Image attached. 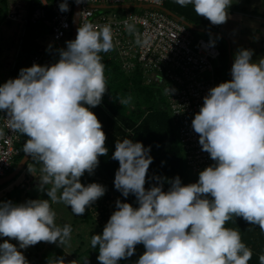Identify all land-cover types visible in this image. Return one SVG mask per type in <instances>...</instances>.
<instances>
[{"label": "clouds", "instance_id": "9594fccd", "mask_svg": "<svg viewBox=\"0 0 264 264\" xmlns=\"http://www.w3.org/2000/svg\"><path fill=\"white\" fill-rule=\"evenodd\" d=\"M175 3L193 5L197 16L219 28L230 18L232 0ZM59 10L69 11L68 0H61ZM8 11L5 20H9ZM29 25L22 24L25 37ZM125 29L135 35L137 45L148 43L134 24L125 21ZM70 33L64 48L55 50L59 59L49 57L50 45L39 64L32 65V57L42 55L39 48H45L33 41L24 58L27 67L16 77L9 74L0 85V112L6 113L12 132L25 136L20 150L23 146L25 155L40 166L39 176L33 175L34 166L28 171L38 179L37 190L48 197L23 203L0 201V237L7 238L0 243V264H29L20 249L39 242L58 247L69 243L71 225L55 223L50 201L70 206L74 216H83L106 192L105 186L84 185L80 178L85 172L94 174L99 157L108 154L102 123L90 108L100 105L108 91L100 53L114 49L112 29L109 24L80 25L72 40L71 25ZM209 43L215 46V40ZM19 48L23 50L21 44ZM253 55V50L245 48L234 53L232 79L210 88L192 119L202 151L214 162L199 172L197 182L184 185L179 176L169 180L154 175L152 186L146 188L153 162L151 146L130 138L116 140L111 156L119 162L114 187L125 198L134 195L138 206L117 199L102 234L92 235L99 264H118L132 257L138 244L145 251L135 264H248L251 249L242 242L240 231L225 224L234 216L241 217L264 232V57L254 62ZM21 61H14L10 72H16ZM174 92L170 86L165 89V94ZM116 99L121 105L131 102L130 96ZM165 182L170 185L166 191ZM10 240H16L18 247ZM47 264H65V259L49 257ZM259 264H264V253L259 255Z\"/></svg>", "mask_w": 264, "mask_h": 264}, {"label": "built area", "instance_id": "2783aa9c", "mask_svg": "<svg viewBox=\"0 0 264 264\" xmlns=\"http://www.w3.org/2000/svg\"><path fill=\"white\" fill-rule=\"evenodd\" d=\"M35 4L25 16L19 10L11 8L7 19L39 24L48 30L50 45L54 50L64 48V41L69 38L74 0H68L69 11L61 12V0H34ZM165 0H82L76 23L102 26L109 24L113 34V52L107 59L120 65L125 73H130L142 65L144 73L152 72L142 78L149 84L160 83L163 90L169 86L175 92L165 94L168 107L180 123L177 134L184 150L186 165L192 172H198L213 164L208 153L199 145V135L192 128V119L203 104V97L215 85L214 61L218 60L220 50L210 46V39L194 36V29L188 27L180 18L167 13L163 6ZM129 3V4H128ZM113 6L127 7L117 12L107 10ZM136 9H139L136 11ZM125 21L134 24L141 38L148 43L143 47L135 43V35L125 29ZM219 26V25H216ZM24 33V29L23 32ZM47 48H39L42 55H34L32 65L44 58ZM101 56L102 52L100 53ZM48 64L52 61L46 59ZM0 177L7 172L15 157L20 154V145L25 136L12 132L8 127L6 113L0 112Z\"/></svg>", "mask_w": 264, "mask_h": 264}, {"label": "trees", "instance_id": "16d2710c", "mask_svg": "<svg viewBox=\"0 0 264 264\" xmlns=\"http://www.w3.org/2000/svg\"><path fill=\"white\" fill-rule=\"evenodd\" d=\"M32 4H35L34 0H32L29 5L31 10L33 7ZM189 5L181 7L174 1L172 2L171 7L177 8L180 11L181 16H188L190 19L189 21L193 22V27L198 26V28L195 29L198 31L202 29L203 23H206L205 25H207L209 22H207L206 18L197 16L194 11V6L192 5L193 7H191ZM169 6L166 8L167 10L173 13L178 12V10L171 9ZM9 8L10 2L0 0L1 19L5 20L4 13ZM253 10V13H256L255 11L257 10V7ZM181 19L186 20L183 17H181ZM29 24L30 25L27 29L28 34L33 30L35 31V28L39 27V24ZM208 26L211 27L210 23ZM30 45L31 43L28 40L25 41L23 51H25L26 54L31 48ZM226 54L225 50L222 48L219 57L221 60L223 59L224 62ZM101 57L102 62L105 65L104 74L107 81L108 91L104 94L102 103L95 108H90V110L96 114L97 118L102 123L103 131L107 137L105 146L108 149V154L99 157V165L94 170V174L89 175L85 172L80 180L84 185L93 182L99 183L105 186L106 192L105 195L98 199L91 207L86 208V212L83 216H80L78 219H75L74 222H71V240L67 245L62 246L63 248L60 247V252L62 254H64V251L66 250V252H69L72 255L66 256L70 264L73 261V258L81 264H86V262L92 264L97 260L99 255L98 247L97 249L92 248L91 237L93 234H102L105 224L109 220L111 214L116 210L115 202L117 199H120L122 202L131 203L133 207L138 206L134 195L130 194L125 198L122 196L121 192L114 187L115 172L119 167V162L113 160L111 156L115 151L116 140L130 138L133 141L142 142L145 147L151 146L150 155L153 157V162L149 166L147 172L148 179L145 184L146 188L152 186L153 181L151 180V177L154 175L166 177L169 180L179 176L182 183L187 185L193 183V178L197 179L196 174L203 170L192 172L186 165L184 150L181 147L177 134L180 122L172 116L171 111L168 110V104L161 103L159 95L156 90L153 89V85L143 83L140 74L133 77L130 73H125L120 65L115 64L113 60L105 59L103 56ZM214 65L216 69L218 66L217 64ZM129 96L131 97V102L126 105H121L116 99V97L126 99ZM131 103H133V105H131ZM22 149L23 146L21 147V154L15 157V164H17L23 156L24 152ZM29 160L30 158L20 172L25 169ZM12 170L10 168L8 172H11ZM37 172H39V170H37ZM19 174L8 183L0 185V187H3L4 185L6 186L15 181ZM18 182L19 181L13 184L12 189H16L17 191L16 193H13L16 195L14 198L11 197V200H18L19 203L21 197L26 201L33 199V197L36 196V193L39 192L37 190L38 184L32 187L31 190H23V188L20 190V188H18ZM169 186L170 185L165 182L164 190L166 191ZM47 187L49 188V185ZM45 195L46 194H43V196ZM50 204L52 208V204L54 205L55 203L50 201ZM71 219H73V217H71ZM57 225L61 226L59 223H57ZM225 227L234 228L240 231L242 242L252 251V257L248 264H259V255L264 253V232L259 229V226L249 224L243 218L234 216L231 220L226 222ZM4 239L7 238L0 237V243H3ZM9 242L16 244L18 247V242L16 240H10ZM57 247V244L39 242L27 249H20V251L23 252L29 264H47V259L49 257H55L53 256V253ZM144 251V246L138 244L136 245L134 255L128 259L120 260L118 264H135Z\"/></svg>", "mask_w": 264, "mask_h": 264}, {"label": "rangeland", "instance_id": "374dc122", "mask_svg": "<svg viewBox=\"0 0 264 264\" xmlns=\"http://www.w3.org/2000/svg\"><path fill=\"white\" fill-rule=\"evenodd\" d=\"M6 1L10 2V7L15 8L21 11L22 13H26L29 9V5L31 4L32 0H6ZM174 1L175 0H165L164 7L167 8L170 4L169 7L171 9L178 10L177 8L171 7L172 2ZM189 6L193 7L192 5ZM255 7H257V10L255 11L256 13H253L254 12L253 9ZM126 9L127 7L113 6L108 8L107 10H114L117 12H121L122 10L124 11ZM138 10L139 9H136V11ZM228 12L230 18L226 23L220 25L219 28L214 26L209 27L208 24L210 23V21L207 20V22L209 23L207 25H205L206 23H203V26L201 25L202 26V29H200L201 31L194 30V36L213 39L215 40V45L218 47V49L222 50L223 48L225 50V54L227 51V54L225 56V62L223 61V59L221 60L220 57L218 58L219 60L214 61V64H217L218 66L214 72V79L216 86L221 82L229 81L232 79L231 68L234 62V53H236L238 49L245 48V49L253 50L254 55L252 59L254 62L257 61L259 58L264 57V0H260V1L232 0V4L228 9ZM172 15L179 17L180 19L181 17L185 18L186 20H184V23L188 27L194 26L193 22L189 21L190 19L188 18V16H184V15L181 16L179 10L177 13L172 12ZM247 15H250L252 17ZM196 27L198 28V26ZM22 29H23L22 23L3 20L0 18V85H2L8 79L9 74L12 75V77H16V73L18 75L19 70L21 68L27 67L24 61L25 54L23 53V51H21L20 48L18 50L17 49L14 50L15 52L11 51L18 42L19 35L21 34ZM30 34H33V31ZM36 35H38L37 43H41L42 45L46 46L45 44H47V42L50 40V35L48 33V30L44 27L37 28L35 30V36ZM21 39H23V37ZM18 46L19 43L17 47ZM49 52L52 55H55L59 59L58 54L55 50L48 51V53ZM102 55L105 59L107 58L106 53L102 52ZM19 60L22 61L18 63L19 68L17 69V71L10 72L11 64L14 61H19ZM134 62L137 68L132 72H130L131 76L135 77L139 74L141 75V77L154 75V73L152 72L144 73V69L142 68V65L137 63L135 59ZM143 83H147V82L143 79ZM151 85H153V89H155L157 94L159 95V100L161 101V103L163 102L167 104L163 90L164 85L160 83H154ZM131 105H133V103H131ZM26 139H28L27 136ZM16 165L17 164H15L14 161L11 165V170ZM33 166L36 168V172L33 175L39 176V172H37V170H39L40 166L38 164L34 165V162L30 158L25 169L22 172H20V174L15 180V181H19L18 186L20 190L21 188H23V190H31L32 187L38 184V179L28 171V168ZM196 177L197 179L193 178V183L198 181L199 173L196 174ZM50 186L51 185H49V188ZM2 188L3 187L1 186L0 190ZM16 191H17L16 189L15 190L8 189L6 191L4 190L0 191V201L11 200L10 198L11 197L14 198V196L16 195L13 194L16 193ZM43 194L46 193L39 191L38 193H36V196L33 197V199H38V198L48 199L47 195L43 196ZM11 201L14 203H18V200L17 201L11 200ZM23 202L25 201L21 197L19 199V203H23ZM52 210L55 211L56 213L55 223L56 224L59 223L61 224V226H63L65 223L71 225V222H74L75 219H78V217H80V216H74L71 212L70 206L68 207L63 203H55L54 205L52 204ZM71 217H73V219H71ZM57 249L54 250L53 256L55 257L63 256L65 259V264H70L66 256L67 255L72 256V255L69 252H66V250L64 251V254H62L60 252V247H57ZM73 261L74 264H81L80 262H77L75 258H73ZM98 263L99 261L95 260L92 264H98Z\"/></svg>", "mask_w": 264, "mask_h": 264}, {"label": "water", "instance_id": "95a60500", "mask_svg": "<svg viewBox=\"0 0 264 264\" xmlns=\"http://www.w3.org/2000/svg\"><path fill=\"white\" fill-rule=\"evenodd\" d=\"M79 7H80V3L77 4V3H75V0H74L73 15H72V40L75 39V35H76V26H77L76 22H77V18H78ZM28 159H29V157L26 156L25 153H24L22 158L20 159V161L16 165V167L11 172H9V174H7L6 176L0 178V185L8 183L17 174H19V172L23 169V167L26 164Z\"/></svg>", "mask_w": 264, "mask_h": 264}, {"label": "crops", "instance_id": "0c3cea01", "mask_svg": "<svg viewBox=\"0 0 264 264\" xmlns=\"http://www.w3.org/2000/svg\"><path fill=\"white\" fill-rule=\"evenodd\" d=\"M10 9H11V8H9L8 10H10ZM8 10H7V11H8ZM168 11H169V10H168ZM170 12H171V11H170ZM5 13H6V11H5ZM38 35H39V34H38ZM38 35L35 36V32H34V30H33V34H28L27 37H25V35L21 33V34L19 35L18 42L16 43V45L14 46V48H13L11 51L15 52L14 50L17 49V45H18V43L22 45V49L24 50L25 39H27L29 42H31V45H30V46H32V45H33V41H35V43H37ZM22 37H23V39H21ZM48 42H49V41H48ZM48 42H47V44H45L46 46H44V45L41 44V45H39L38 47L43 46V47L47 48ZM23 50H22V51H23ZM51 50H54V48L51 47ZM28 51H29V50H28ZM23 53L25 54V57H28L29 52L26 54V52L23 51ZM50 55H52V54L49 52V57H50ZM7 58H8V57H7ZM7 58H6V59H7ZM9 59H11V58H9ZM3 177H4V176H3ZM15 182H17V181H13V182H11L10 184H7L6 186L4 185L3 188H2L0 191H2V190L6 191V190H8V189H12V188H13V184H15ZM1 185H3V184H1ZM7 188H8V189H7ZM18 188H19V186H18Z\"/></svg>", "mask_w": 264, "mask_h": 264}]
</instances>
